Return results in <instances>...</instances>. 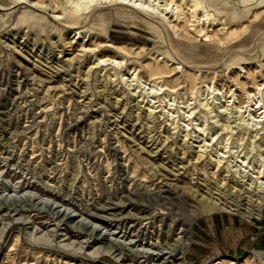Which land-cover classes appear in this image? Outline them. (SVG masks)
Here are the masks:
<instances>
[{
    "label": "rangeland",
    "instance_id": "1",
    "mask_svg": "<svg viewBox=\"0 0 264 264\" xmlns=\"http://www.w3.org/2000/svg\"><path fill=\"white\" fill-rule=\"evenodd\" d=\"M73 1L0 0V264H264V0Z\"/></svg>",
    "mask_w": 264,
    "mask_h": 264
},
{
    "label": "bare ground",
    "instance_id": "2",
    "mask_svg": "<svg viewBox=\"0 0 264 264\" xmlns=\"http://www.w3.org/2000/svg\"><path fill=\"white\" fill-rule=\"evenodd\" d=\"M17 3H25V0H15ZM72 1V0H71ZM75 1V0H74ZM74 1H73V4H74ZM101 1H103V0H101ZM118 2L119 0H109V2ZM152 1V3H154V4H156L157 6H159V7H161L162 6V4L160 5V1L159 0H151ZM96 1L95 0H84L83 1V3H82V5H83V7H79V9H74V8H70V7H67L68 5H66V15L64 16V17H67L68 18V20L69 21H71V22H74V21H72L71 19H72V17H75L76 15H77V12L78 11H80L82 8H83V10H84V8H86V6H87V4H89V3H94L95 5V7L94 8H96V7H98V5H97V3H95ZM105 2V1H104ZM122 5H124L125 4V6H129V7H131V8H134V9H137V10H139V11H141V12H144L145 14H147V15H149V16H151V17H156V15L153 13V12H151L150 10H148V9H145V8H141V9H139L138 7H135V5L134 4H132L133 2H132V0H120L119 1ZM108 3V2H107ZM69 4V3H68ZM114 4V3H113ZM116 4V3H115ZM171 4V3H170ZM170 4H167L165 7H161L162 9V11L163 12H166L168 9H170L172 12L174 11V9H175V7H174V9L172 8V6L170 5ZM39 4H37V3H34V4H31V6H33V8H34V6H38ZM72 5V4H71ZM70 6V5H69ZM174 13V12H173ZM164 14V13H163ZM162 14V15H163ZM206 15V14H205ZM172 16H174V14L172 15ZM197 17H199V16H197ZM202 19L201 18H198L197 19V25H202V23H200V21H201ZM198 32L199 33H203L204 32V30H203V27H201V26H199V30H198ZM104 60L105 59H99L98 61H97V63L98 62H101V63H103L104 62ZM112 62L113 63H119V62H115V60H112ZM138 78L136 77V75H134V77L131 79V80H137ZM143 83V82H142ZM146 84H148L150 87H151V89L153 90V91H157L158 89H161V87H159V86H157V85H155V84H150V83H146ZM155 89H157V90H155ZM258 90H260V88H258ZM207 91H211V93L214 95H222L223 94V92L222 91H220V90H218L217 88H215L214 86H207ZM155 94H159V93H157V92H155ZM212 95V96H213ZM234 95V92H230V95L228 96V97H231V96H233ZM247 97H248V99H250L251 98V101L252 100H254V97H257L256 96V92H254V93H250V92H248L247 93ZM257 102H258V99L257 100H255V102H254V104L253 105H251V108L250 109H248L249 111H248V116H249V119L248 120H250L252 123H251V130L252 131H256V130H258V129H260V128H262L261 126H259V124H261V122H263L264 121V100H262V106H261V103H259V104H257ZM228 103V102H227ZM228 105V104H227ZM254 106H255V108H254ZM238 107H236V109H237ZM240 111V110H239ZM252 111H255V112H259L258 113V115H253L252 114ZM264 124V123H263ZM264 131V130H263ZM264 138V137H263ZM243 164L245 163L243 160L241 161ZM248 165V164H247ZM249 166V165H248ZM251 168V167H250ZM257 175H256V181H255V184H257V183H262V182H259L258 180H259V178H261V177H263L264 176V170L263 169H257ZM244 178V177H243ZM260 184L259 185H257L258 187L260 186ZM258 187H257V190H259L258 189ZM241 188H243L242 190H245V192L246 191H248V190H246V188H244V187H241ZM241 190V191H242ZM264 200V199H263Z\"/></svg>",
    "mask_w": 264,
    "mask_h": 264
},
{
    "label": "crops",
    "instance_id": "3",
    "mask_svg": "<svg viewBox=\"0 0 264 264\" xmlns=\"http://www.w3.org/2000/svg\"><path fill=\"white\" fill-rule=\"evenodd\" d=\"M262 243H264V237L259 239Z\"/></svg>",
    "mask_w": 264,
    "mask_h": 264
}]
</instances>
